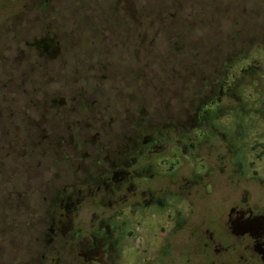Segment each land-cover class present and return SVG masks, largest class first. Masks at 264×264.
Wrapping results in <instances>:
<instances>
[{
	"label": "rangeland",
	"instance_id": "374dc122",
	"mask_svg": "<svg viewBox=\"0 0 264 264\" xmlns=\"http://www.w3.org/2000/svg\"><path fill=\"white\" fill-rule=\"evenodd\" d=\"M11 1L0 0V264H6V248L8 264H18L27 217L38 229L44 226L48 195L72 181L73 166L89 164L103 144L113 151L138 119L155 124L184 118L194 141L200 130L209 132L205 123L190 119L196 110L201 115L207 110L202 104L216 77L229 69L226 90L232 76H242L241 69L257 66L247 82L255 92L264 90V0H49L43 6V0H21L22 9L13 0L8 9ZM155 20L168 26L167 33ZM141 35L156 36L152 49L145 48L150 38L138 45ZM42 41L52 45V54H40ZM4 77L8 97L15 99L9 106L1 103L7 97ZM156 82L163 88L157 90ZM50 98L55 99L51 104ZM224 101L232 106L228 97ZM76 131L81 134L74 138ZM253 136L247 147L264 142ZM81 137L92 141L78 152ZM227 141L210 136L186 151L181 171L187 178L192 157L205 160L211 170L201 183L185 186L192 206L185 204L182 231L171 237L165 264H263L251 255L247 238L231 235L226 225L228 219L242 222L248 205L263 214L257 209H264V154L249 155L255 164L231 180ZM6 227L8 245L2 241ZM147 235L155 238L152 231ZM161 236L157 245L166 241Z\"/></svg>",
	"mask_w": 264,
	"mask_h": 264
},
{
	"label": "flooded vegetation",
	"instance_id": "af4514ba",
	"mask_svg": "<svg viewBox=\"0 0 264 264\" xmlns=\"http://www.w3.org/2000/svg\"><path fill=\"white\" fill-rule=\"evenodd\" d=\"M48 1L43 0L40 5H46ZM14 4L13 0L9 2L8 9ZM17 6L22 9L24 4L18 0ZM155 21L157 25L167 22L166 19ZM135 23L131 20L133 32L137 26ZM159 26L162 33H167V25ZM120 37L126 38L127 35ZM136 37L138 45L150 38L151 45L145 48H153L155 35ZM163 37L169 36L163 34ZM45 43L42 41L38 45L40 54H52V45L45 46ZM133 47V53H137V45ZM163 68L168 69V66ZM257 69L253 65L241 69L242 76H232L226 90H223V83L228 80L229 69L225 76L214 79L213 92L202 104L207 110L203 115L196 110L190 119L192 124L203 122L209 128V132H197L196 140L191 141V136L186 134L184 118L176 123L163 121L154 124L142 117L130 133L120 135L113 151L103 144L97 147V156L89 164H75L70 171L74 176L72 181L64 182L48 195L44 226L38 229L33 217H27L23 257L17 259L18 264H165L171 255V237L179 236L182 231L179 218L181 215L186 217L185 204L192 203L185 200V186L201 183L211 170L205 160L192 157L191 177L187 178L181 171L186 151L197 148L210 136L218 135L229 140L228 156L234 166L229 175L231 180L250 163L255 164L256 159L250 160L249 155L258 157L264 154V142L259 139L256 145L247 147L249 135L264 139V90L255 92L247 82L251 76L254 78ZM262 70L264 73V68ZM154 85L157 90L163 88L161 83ZM2 87V95L7 97L2 98L1 103L4 106L14 104L15 99L8 97V78H3ZM227 97L231 107L222 104ZM54 100L50 98V104ZM239 123H243V132L238 129ZM50 133L54 138H65L62 134ZM74 134L77 138L81 132ZM89 141L92 140L81 137L75 148L81 152ZM189 154L194 156V153ZM160 177H166L165 184H159L164 181ZM122 186L124 193L119 194ZM257 211L263 214H254V209L248 205L242 211L247 213L244 220L234 223L228 219L226 229L231 235L246 237L251 255L264 264V209L258 208ZM4 231L2 241L8 245V228ZM151 231L155 238L150 239L147 235ZM160 235L166 241L157 245L155 239ZM152 247L156 248L154 253ZM219 248L220 245L216 244L214 249L218 251ZM3 257H7L8 264V248L2 252Z\"/></svg>",
	"mask_w": 264,
	"mask_h": 264
}]
</instances>
